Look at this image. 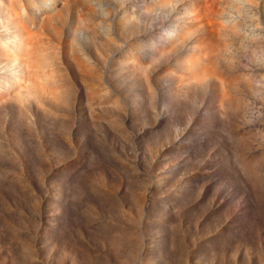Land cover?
Returning a JSON list of instances; mask_svg holds the SVG:
<instances>
[{
  "label": "rangeland",
  "instance_id": "obj_1",
  "mask_svg": "<svg viewBox=\"0 0 264 264\" xmlns=\"http://www.w3.org/2000/svg\"><path fill=\"white\" fill-rule=\"evenodd\" d=\"M189 1L0 0V264H264V0Z\"/></svg>",
  "mask_w": 264,
  "mask_h": 264
},
{
  "label": "bare ground",
  "instance_id": "obj_2",
  "mask_svg": "<svg viewBox=\"0 0 264 264\" xmlns=\"http://www.w3.org/2000/svg\"><path fill=\"white\" fill-rule=\"evenodd\" d=\"M242 2L243 0H225L223 6L225 7L224 9L226 11L220 10L219 8H217V6H209L208 8H206L205 11L209 12L208 18H211L213 20L212 24L214 26L220 25V21L218 19H215V16L217 15L220 16V20H222V22H224L225 24H233L237 28H239L241 26L239 23L240 21L238 20V17L235 13L240 8ZM176 8L179 10V13L177 14L178 18H182V15L189 17V19L184 18L185 22L183 23L177 21L176 25H167V27L164 28L167 40L169 42H177L183 39V34L188 29L187 25H189L192 22V19L194 18L195 7L192 2H190L189 0H142V5L139 6L137 10L146 11L148 13L156 15L157 17H159L160 13L161 18L167 16L166 20H170L171 16L175 13L174 10ZM16 14H18L17 11ZM204 18L206 17L202 15V13H199L197 20H203V25L205 27H208L207 19ZM168 24L170 23L168 22ZM18 43L19 42L17 39V42L15 41V43L12 45H17ZM9 56L10 58H12L11 54H9ZM16 66H20L19 63H16L15 67ZM11 74L15 75V77L18 78L19 70L14 71Z\"/></svg>",
  "mask_w": 264,
  "mask_h": 264
}]
</instances>
